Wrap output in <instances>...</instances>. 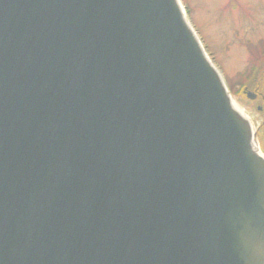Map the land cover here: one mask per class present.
Instances as JSON below:
<instances>
[{
	"label": "water",
	"instance_id": "obj_1",
	"mask_svg": "<svg viewBox=\"0 0 264 264\" xmlns=\"http://www.w3.org/2000/svg\"><path fill=\"white\" fill-rule=\"evenodd\" d=\"M179 0H0V264H264V154Z\"/></svg>",
	"mask_w": 264,
	"mask_h": 264
},
{
	"label": "rangeland",
	"instance_id": "obj_2",
	"mask_svg": "<svg viewBox=\"0 0 264 264\" xmlns=\"http://www.w3.org/2000/svg\"><path fill=\"white\" fill-rule=\"evenodd\" d=\"M179 3L223 79L233 104L245 116L231 78L250 62H257L264 70V0H179ZM231 83L232 89L228 88ZM255 120L251 122L254 140L264 154V140L256 133L258 117Z\"/></svg>",
	"mask_w": 264,
	"mask_h": 264
},
{
	"label": "flooded vegetation",
	"instance_id": "obj_3",
	"mask_svg": "<svg viewBox=\"0 0 264 264\" xmlns=\"http://www.w3.org/2000/svg\"><path fill=\"white\" fill-rule=\"evenodd\" d=\"M257 62L246 63L241 70L234 74L233 84H236L235 95L240 101V108L246 113L251 123L258 117L257 134L261 141L264 140V70ZM228 88H231V85ZM254 111V112H253ZM249 113L254 115L249 116ZM256 121V120H255Z\"/></svg>",
	"mask_w": 264,
	"mask_h": 264
},
{
	"label": "trees",
	"instance_id": "obj_4",
	"mask_svg": "<svg viewBox=\"0 0 264 264\" xmlns=\"http://www.w3.org/2000/svg\"><path fill=\"white\" fill-rule=\"evenodd\" d=\"M232 1H235V0H232ZM186 12L189 13V9H186Z\"/></svg>",
	"mask_w": 264,
	"mask_h": 264
},
{
	"label": "bare ground",
	"instance_id": "obj_5",
	"mask_svg": "<svg viewBox=\"0 0 264 264\" xmlns=\"http://www.w3.org/2000/svg\"><path fill=\"white\" fill-rule=\"evenodd\" d=\"M241 112V111H240Z\"/></svg>",
	"mask_w": 264,
	"mask_h": 264
}]
</instances>
